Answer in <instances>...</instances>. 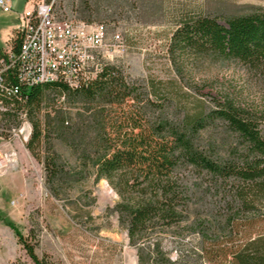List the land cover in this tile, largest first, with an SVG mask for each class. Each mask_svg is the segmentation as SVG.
Wrapping results in <instances>:
<instances>
[{
	"label": "rangeland",
	"instance_id": "obj_1",
	"mask_svg": "<svg viewBox=\"0 0 264 264\" xmlns=\"http://www.w3.org/2000/svg\"><path fill=\"white\" fill-rule=\"evenodd\" d=\"M55 6L62 17L105 24L109 42L120 33L123 48L111 53L107 61L119 66L126 80L147 97L164 102L170 119L182 123L187 115L207 113L219 99L232 100L252 112L264 111L263 74L235 60L181 56L170 49L171 37L183 19L211 15L222 22L264 7V0H56ZM14 24L15 11L0 8V43L6 50H10L11 41L3 36ZM132 104L133 100H128L122 109L129 111ZM53 105L72 113L67 118L70 123L77 121L74 113L85 108L56 91L46 93L40 111L25 103H3L0 137L8 140L23 129L25 133L31 131L29 141L33 123L45 122ZM87 129H83L77 142L92 141L93 134ZM73 141L52 135L48 144L43 141L42 146H35L36 156L27 149L23 137L0 148L2 156L12 152V147L18 152L14 162L3 157L0 169V264H35L18 243L8 221L25 237L38 241V256L47 254L59 264L139 263L138 246L130 244L127 230L114 211L118 195L107 180H96L94 168H83ZM196 141L200 147L209 149L212 145L224 153L225 142L236 143L239 139L217 120L200 131ZM47 158H56L64 170L62 180L53 188L47 183ZM7 170L15 173L14 180L2 177ZM197 174H193L191 182ZM201 189H195L183 220L140 246L152 248L159 241L171 264H230V247L240 235H231L224 224L227 208L216 202V193ZM203 219L208 227L205 236L198 224ZM257 228L255 224L252 231ZM158 262L163 264L161 259Z\"/></svg>",
	"mask_w": 264,
	"mask_h": 264
},
{
	"label": "trees",
	"instance_id": "obj_2",
	"mask_svg": "<svg viewBox=\"0 0 264 264\" xmlns=\"http://www.w3.org/2000/svg\"><path fill=\"white\" fill-rule=\"evenodd\" d=\"M9 41L11 53H18L19 31ZM170 49L181 56L235 60L264 75V7L222 22L211 15L183 19L171 37ZM8 61V50L0 43V69ZM3 76L6 86L17 89L16 95L2 94L3 103H25L40 111L46 93L56 91L85 106L74 113L77 121L70 123L67 118L72 113L53 105L45 122L33 123L26 147L36 156L35 146L48 144L52 135L74 140L72 147L83 168H94L96 180H107L118 195L114 211L130 244L138 246V264H158L159 259L171 264L159 241L152 248L140 244L183 220L197 187L216 193V202L227 208L224 224L231 235H240L230 247V264H264V111L252 112L232 100L219 99L207 113L187 115L179 123L170 119L164 102L147 97L111 63L75 89L61 81L27 86L10 69ZM128 100H133V109L124 111ZM217 120L239 139L225 142L224 153L212 145L200 147L196 141L200 131ZM85 127L94 138L79 143ZM45 166L47 183L53 188L64 170L56 158H47ZM196 171L197 179L191 182ZM206 223L205 219L198 223L203 236ZM255 224L258 228L252 231ZM7 225L35 264H59L47 254L38 256V241L25 237L13 223Z\"/></svg>",
	"mask_w": 264,
	"mask_h": 264
},
{
	"label": "built area",
	"instance_id": "obj_3",
	"mask_svg": "<svg viewBox=\"0 0 264 264\" xmlns=\"http://www.w3.org/2000/svg\"><path fill=\"white\" fill-rule=\"evenodd\" d=\"M56 0H27V7L20 14L17 31L21 34L18 53L8 50L9 61L0 69V105L2 94L16 95L4 81V72L12 70L15 77L27 86L41 85L42 80L61 81L75 89L94 78L109 63L111 53L123 48L120 33L108 40L107 27L103 23H89L73 17H62ZM0 8L11 11L9 0H0ZM64 98V95H62ZM31 131L23 129L12 134L8 140L0 137V148L12 144L15 138L27 142ZM4 141V142H3ZM1 151V150H0ZM16 152L0 153V169L3 157L8 161Z\"/></svg>",
	"mask_w": 264,
	"mask_h": 264
},
{
	"label": "crops",
	"instance_id": "obj_4",
	"mask_svg": "<svg viewBox=\"0 0 264 264\" xmlns=\"http://www.w3.org/2000/svg\"><path fill=\"white\" fill-rule=\"evenodd\" d=\"M24 2V3H23ZM9 3L12 6V10L15 11V14L17 16V24H14L15 26H12V28L7 32L8 34H5V36H3L5 38V40H9L10 37L13 35V33L17 30V28L19 27L20 24V20L18 22V19H20V14L24 11V9L27 7V0H9ZM22 3L24 5V8H22ZM1 41V38H0ZM13 146V145H12ZM12 149L16 152V156L18 154L17 150L15 147H12ZM21 156V154H20ZM9 162V161H8ZM4 166V164H3ZM9 177L11 179H15V173L13 171H5V173L3 174L2 177Z\"/></svg>",
	"mask_w": 264,
	"mask_h": 264
},
{
	"label": "bare ground",
	"instance_id": "obj_5",
	"mask_svg": "<svg viewBox=\"0 0 264 264\" xmlns=\"http://www.w3.org/2000/svg\"><path fill=\"white\" fill-rule=\"evenodd\" d=\"M49 81H51V80H42V82H41V83H44V82H49ZM10 161H11V162H14V161H15V158L13 157L12 159H10Z\"/></svg>",
	"mask_w": 264,
	"mask_h": 264
}]
</instances>
